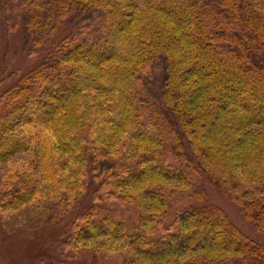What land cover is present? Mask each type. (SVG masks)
Listing matches in <instances>:
<instances>
[{"label":"trees","instance_id":"16d2710c","mask_svg":"<svg viewBox=\"0 0 264 264\" xmlns=\"http://www.w3.org/2000/svg\"><path fill=\"white\" fill-rule=\"evenodd\" d=\"M0 23L34 60L0 74V164L29 157L0 212L72 213L60 250L99 264H264L220 206L170 211L203 173L264 234V0H0Z\"/></svg>","mask_w":264,"mask_h":264},{"label":"rangeland","instance_id":"374dc122","mask_svg":"<svg viewBox=\"0 0 264 264\" xmlns=\"http://www.w3.org/2000/svg\"><path fill=\"white\" fill-rule=\"evenodd\" d=\"M33 64L34 60L25 50L21 30L8 33L0 23V74L5 78V85L8 86L17 79L21 68L27 69ZM28 162L27 154H17L11 163L0 164V176L4 177L10 173L13 167L25 168ZM199 187L203 189L202 197H197L195 194ZM170 200L171 212L183 207L203 204L218 205L245 234L264 244V234L248 219L230 195L224 194L211 184L206 174L198 175L196 186H192L189 191L175 190ZM112 203L110 207L106 205L105 207L119 215L136 214L133 206L119 202ZM77 211L76 209L73 213ZM41 212V209L33 204H28L17 211L0 212V264H99L101 262L102 256L99 254L101 252L85 251L77 257H69L60 250L59 241L67 222L74 217L72 213L53 220V214L42 216ZM107 259L119 261V255L112 253Z\"/></svg>","mask_w":264,"mask_h":264}]
</instances>
